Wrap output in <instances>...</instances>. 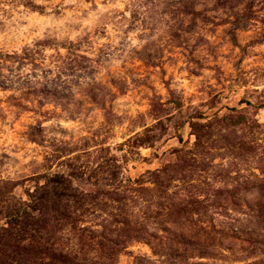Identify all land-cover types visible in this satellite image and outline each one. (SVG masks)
Returning a JSON list of instances; mask_svg holds the SVG:
<instances>
[{
	"label": "rangeland",
	"instance_id": "rangeland-1",
	"mask_svg": "<svg viewBox=\"0 0 264 264\" xmlns=\"http://www.w3.org/2000/svg\"><path fill=\"white\" fill-rule=\"evenodd\" d=\"M0 264H264V0H0Z\"/></svg>",
	"mask_w": 264,
	"mask_h": 264
}]
</instances>
